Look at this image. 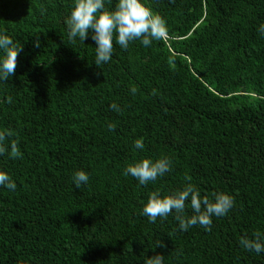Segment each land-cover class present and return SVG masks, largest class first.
<instances>
[{
	"label": "trees",
	"instance_id": "1",
	"mask_svg": "<svg viewBox=\"0 0 264 264\" xmlns=\"http://www.w3.org/2000/svg\"><path fill=\"white\" fill-rule=\"evenodd\" d=\"M142 2L167 38L127 50L114 41L99 68L91 30L68 41L75 0H0V35L22 47L0 80V132L22 153L0 155L16 184L0 186V264H145L157 254L163 264H264V252L240 245L264 238V0ZM104 3L114 11L118 0ZM145 158L171 170L147 185L123 174ZM77 171L89 176L80 188ZM188 183L201 198H234L210 231L180 230L175 212L142 215L152 192Z\"/></svg>",
	"mask_w": 264,
	"mask_h": 264
},
{
	"label": "clouds",
	"instance_id": "2",
	"mask_svg": "<svg viewBox=\"0 0 264 264\" xmlns=\"http://www.w3.org/2000/svg\"><path fill=\"white\" fill-rule=\"evenodd\" d=\"M68 28V41L74 45L77 37L80 41L88 38L91 30V39L95 42V65L101 68V65L108 63L113 54L114 41L122 49L127 50L129 44L139 40L143 46H151L153 41H159L167 38V30L164 20L153 13V11L142 2V0H118L114 11L105 9L104 0H75L74 7L70 16L66 20ZM258 31L264 34V25H261ZM39 38L34 43V47H39ZM0 49L5 53L4 58L0 60V80L7 81L9 77L15 74L18 54L22 51L13 43V40L7 35H0ZM97 76L100 73L96 74ZM136 89H131V94H135ZM11 103V98L8 99ZM112 110L117 112L120 108L117 104L110 105ZM112 130L113 126L109 125ZM12 136L11 131L0 132V155L6 152L12 159L22 158L16 141L10 144V152L5 146V141ZM135 147L142 149L143 141L138 139ZM171 170V162L166 158L156 161L143 159L134 164H129L124 170L125 176L136 178L141 185H147L157 178L165 175ZM73 182L77 188L86 184L89 176L84 171H77L73 176ZM0 186L14 191L16 184L12 177L6 172H0ZM214 199L210 200L207 196L201 198L199 191L188 183L182 190L173 194L161 196L159 191L150 194L148 202L144 205L142 215L148 217L149 222H156L175 212V219L179 222V229L187 231L195 225H199L207 231L211 230L212 217H222L234 206V198L226 193H213ZM190 201V207L194 213L191 217L184 215L186 202ZM240 245L247 251H255L257 254L264 252V238L259 232L254 233V239L242 237ZM161 241H158L156 247H165ZM163 255L157 254L146 259L145 264H163Z\"/></svg>",
	"mask_w": 264,
	"mask_h": 264
}]
</instances>
